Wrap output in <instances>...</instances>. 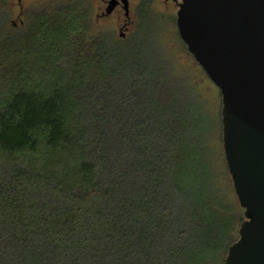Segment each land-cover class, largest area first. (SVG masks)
Instances as JSON below:
<instances>
[{
	"label": "trees",
	"instance_id": "16d2710c",
	"mask_svg": "<svg viewBox=\"0 0 264 264\" xmlns=\"http://www.w3.org/2000/svg\"><path fill=\"white\" fill-rule=\"evenodd\" d=\"M12 3L0 0V264H224L244 216L217 186L202 104L185 107L192 93L140 34L127 49L97 30L85 0L21 24Z\"/></svg>",
	"mask_w": 264,
	"mask_h": 264
},
{
	"label": "water",
	"instance_id": "95a60500",
	"mask_svg": "<svg viewBox=\"0 0 264 264\" xmlns=\"http://www.w3.org/2000/svg\"><path fill=\"white\" fill-rule=\"evenodd\" d=\"M122 1L108 0L111 14ZM176 24L222 93L223 144L245 218L224 264H264V0H180Z\"/></svg>",
	"mask_w": 264,
	"mask_h": 264
},
{
	"label": "rangeland",
	"instance_id": "374dc122",
	"mask_svg": "<svg viewBox=\"0 0 264 264\" xmlns=\"http://www.w3.org/2000/svg\"><path fill=\"white\" fill-rule=\"evenodd\" d=\"M67 0H12L11 21L21 24L28 16L45 8H52ZM88 2L87 10L90 13L92 22L97 30L111 31L115 34L118 44L127 45L134 40L144 42L142 49L151 58L157 60L161 66L164 62L181 86L191 92L190 99L184 97L185 107H200L197 110L200 115H206L210 124L207 134V149L212 161L217 186L226 197V201L238 199L233 185L232 177L226 161L223 144L222 124V93L220 88L210 79L203 67L196 61L187 45L182 40L176 24L178 5L173 0H131V15L134 21L133 26L121 37V25L124 22L125 11L123 8L114 10L108 16H101L108 5V0H85ZM167 71V70H166ZM181 92V90H180ZM197 106V107H196ZM202 110V111H201ZM196 111V112H197ZM204 112V113H203ZM204 115V116H205ZM205 122V123H206ZM201 124L195 146L201 149V137L206 133L207 125ZM201 135V136H200ZM239 202V200H238ZM242 207V206H241ZM245 218V209L241 208ZM239 237V225L237 233Z\"/></svg>",
	"mask_w": 264,
	"mask_h": 264
},
{
	"label": "flooded vegetation",
	"instance_id": "af4514ba",
	"mask_svg": "<svg viewBox=\"0 0 264 264\" xmlns=\"http://www.w3.org/2000/svg\"><path fill=\"white\" fill-rule=\"evenodd\" d=\"M173 1H175L176 2V4H177V1H180V0H173ZM118 8H123L124 9V7H123V3H122V1H120L118 4H117V6H116V8L114 9V10H116V9H118ZM129 8H130V16H125V18H124V22H123V24L121 25V33H120V36L121 37H125L126 36V33L129 31V29L133 26V24H134V21H133V19H132V15H131V0H129ZM110 15V14H109ZM101 16H108V15H106L104 12L101 14Z\"/></svg>",
	"mask_w": 264,
	"mask_h": 264
}]
</instances>
